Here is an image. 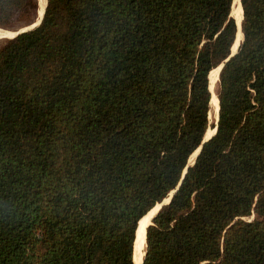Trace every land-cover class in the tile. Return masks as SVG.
<instances>
[{"label": "trees", "instance_id": "trees-1", "mask_svg": "<svg viewBox=\"0 0 264 264\" xmlns=\"http://www.w3.org/2000/svg\"><path fill=\"white\" fill-rule=\"evenodd\" d=\"M233 1L46 0L0 42V264H134L173 191L142 264H264V0L230 57Z\"/></svg>", "mask_w": 264, "mask_h": 264}, {"label": "bare ground", "instance_id": "bare-ground-1", "mask_svg": "<svg viewBox=\"0 0 264 264\" xmlns=\"http://www.w3.org/2000/svg\"><path fill=\"white\" fill-rule=\"evenodd\" d=\"M46 4V0H38V19L39 17H41L44 6ZM241 11L242 9L240 8V2L239 0H234L233 2V9H232V15L233 18L236 22V24L238 25L240 20H241ZM13 36V33L8 32V31H3L0 29V39H5V38H10ZM241 40V35L237 34V37L235 39V42L233 44V47L231 49V52H235L236 48L239 44ZM219 67L216 68V70H213L210 77H209V89L211 92V101H210V114H209V118L211 120L216 121L217 119V112H218V101L217 98L215 96V85L217 82V77H218V71ZM213 133H214V129H213ZM211 131H208L205 134V139L209 138L212 134ZM196 153V151L193 153V155ZM196 155V154H195ZM195 157V156H194ZM190 161H193V157L190 158ZM168 201V198L166 200H164V202ZM165 202V203H166ZM159 205H157L154 209H152L147 216H145L144 218L141 219V221L139 222L138 225V229H137V233H136V241H135V245H134V257H133V262L134 264H140L141 260H142V256H143V248H144V238H145V229L147 227V224H149L150 219L152 218V216L156 213V211L158 210Z\"/></svg>", "mask_w": 264, "mask_h": 264}, {"label": "water", "instance_id": "water-1", "mask_svg": "<svg viewBox=\"0 0 264 264\" xmlns=\"http://www.w3.org/2000/svg\"><path fill=\"white\" fill-rule=\"evenodd\" d=\"M239 2H240V0H239ZM37 3H38V1H37ZM240 6H241V4H240ZM45 7H46V4H45V6H44V9H43V12H42L41 17H39V19H38V13H37V15H36V19H35V21H34L32 24L27 25V26H24V27H21V28H19V29H17V30H14V31H10V30H9L8 32L13 33V36L10 37V38H8V39H13V38H15L16 36H18V35L21 34V33H24V32L30 31V30H33V29H35L36 27H38V26L40 25V23H41L42 18H43V15H44V12H45ZM241 9H242V8H241ZM241 21H242V17H241V20H240L239 24H238V25L236 24V26H237L236 37H237V34H240V35H241V40H242V34H241ZM1 30H3V29H1ZM3 31H6V30H3ZM235 39H236V38H235ZM0 40H1V39H0ZM241 40H240V42H241ZM240 42H239V44H240ZM239 44H238V46H237V48H236V51H237V49H238V47H239ZM236 51H235L234 53L231 52L230 57L233 56V55L236 53ZM221 68H222V65L219 66L218 76H219V73H220V71H221ZM217 81H218V77H217ZM216 83H217V82H216ZM210 94H211V92H210ZM215 96H216V94H215ZM216 98H217V97H216ZM210 100H211V99H210ZM217 101H218V100H217ZM218 114H219V105H218L217 119H216V121H215L214 133H213L212 136H214V134L216 133V125H217V122H218ZM212 136H211V137H212ZM211 137H210V138H211ZM210 138L205 139V136H204V139H203L202 144H204L205 142H207ZM200 149H201V146L196 150V155H195L193 161L191 162L190 159H189L188 164H187V167H188V166H192V165L194 164V161H195L197 155L199 154ZM184 173H186V169H185V172H184ZM174 193H175V191H173V192H171V193L169 194V196H168V201H167L166 203H165L164 201H162V202L159 204V208H158V210L156 211V213H155V214L152 216V218L150 219V223L147 225V227H148L149 225H151V220H152V219L154 218V216L158 213V211L161 209V207L164 206V205H167V204L170 202V200H171V198H172V195H173ZM147 227H146V228H147ZM145 236H146V229H145ZM133 255H134V254H133ZM144 255H145V241H144V248H143V256H142V260H141V263H140V264L143 263ZM133 257H134V256H133ZM133 263H134V262H133Z\"/></svg>", "mask_w": 264, "mask_h": 264}, {"label": "rangeland", "instance_id": "rangeland-1", "mask_svg": "<svg viewBox=\"0 0 264 264\" xmlns=\"http://www.w3.org/2000/svg\"><path fill=\"white\" fill-rule=\"evenodd\" d=\"M233 2H234V1H233ZM21 27H24V26H21ZM21 27L13 28V29H7V28H4L3 30H6V31H9V30H10V31H14V30H17V29H19V28H21ZM5 40H8V38L1 39L0 42L5 41ZM232 47H233V46H232ZM231 49H232V48H231ZM215 94H216V85H215ZM209 114H210V112H209ZM211 119H212V118H211ZM211 119L209 118V121H210V123H211V126H212V125H215V119H214V120H211ZM210 128H211V127H210ZM210 128L208 129V131H211V132L213 133V129H210ZM208 131H207V132H208ZM212 135H213V134H212ZM212 135H211V136H212ZM211 136H210V137H211ZM210 137H209V138H210ZM207 139H208V138H207ZM195 154H196V153H195ZM195 154L191 156V157H193V159H194ZM165 202H166V201H165ZM155 207H156V206H155ZM149 223H150V221H149ZM147 225H148V224H147Z\"/></svg>", "mask_w": 264, "mask_h": 264}]
</instances>
